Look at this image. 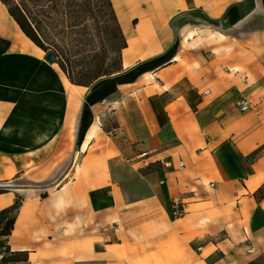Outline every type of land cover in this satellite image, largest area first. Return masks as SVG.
<instances>
[{"label": "crops", "instance_id": "crops-1", "mask_svg": "<svg viewBox=\"0 0 264 264\" xmlns=\"http://www.w3.org/2000/svg\"><path fill=\"white\" fill-rule=\"evenodd\" d=\"M112 1L122 67L80 86L0 0V264L264 260V0Z\"/></svg>", "mask_w": 264, "mask_h": 264}, {"label": "trees", "instance_id": "trees-1", "mask_svg": "<svg viewBox=\"0 0 264 264\" xmlns=\"http://www.w3.org/2000/svg\"><path fill=\"white\" fill-rule=\"evenodd\" d=\"M1 1L29 38L45 52L55 53L73 84L90 86L121 69L127 38L112 0ZM255 196L264 198V185ZM20 204L18 198L0 210V237L12 233Z\"/></svg>", "mask_w": 264, "mask_h": 264}, {"label": "built area", "instance_id": "built-area-1", "mask_svg": "<svg viewBox=\"0 0 264 264\" xmlns=\"http://www.w3.org/2000/svg\"><path fill=\"white\" fill-rule=\"evenodd\" d=\"M209 93V90L205 91ZM237 104L243 111H247L252 108V102L245 96L241 95L236 99ZM145 155V154H144ZM150 164V163H149ZM184 165V162L180 163ZM173 212L176 218L183 217L186 214V202L181 197H176L172 201Z\"/></svg>", "mask_w": 264, "mask_h": 264}, {"label": "water", "instance_id": "water-1", "mask_svg": "<svg viewBox=\"0 0 264 264\" xmlns=\"http://www.w3.org/2000/svg\"><path fill=\"white\" fill-rule=\"evenodd\" d=\"M46 59H47L49 62L53 63V62L56 61L57 57H56V55H55L54 52L50 51V52L47 53V55H46Z\"/></svg>", "mask_w": 264, "mask_h": 264}, {"label": "rangeland", "instance_id": "rangeland-1", "mask_svg": "<svg viewBox=\"0 0 264 264\" xmlns=\"http://www.w3.org/2000/svg\"><path fill=\"white\" fill-rule=\"evenodd\" d=\"M61 38V37H60ZM118 67V65H116L114 68ZM255 264H263L262 259L261 258H257L255 261Z\"/></svg>", "mask_w": 264, "mask_h": 264}]
</instances>
